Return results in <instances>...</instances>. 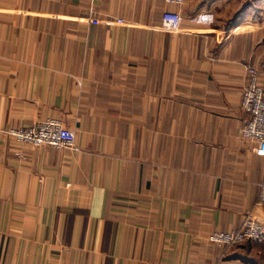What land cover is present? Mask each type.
Returning a JSON list of instances; mask_svg holds the SVG:
<instances>
[{"label":"crops","instance_id":"0c3cea01","mask_svg":"<svg viewBox=\"0 0 264 264\" xmlns=\"http://www.w3.org/2000/svg\"><path fill=\"white\" fill-rule=\"evenodd\" d=\"M240 3L0 0V130L54 118L78 147L0 132V264H264L208 240L264 224L240 106L264 22Z\"/></svg>","mask_w":264,"mask_h":264},{"label":"built area","instance_id":"2783aa9c","mask_svg":"<svg viewBox=\"0 0 264 264\" xmlns=\"http://www.w3.org/2000/svg\"><path fill=\"white\" fill-rule=\"evenodd\" d=\"M165 1L179 5L185 0ZM162 24L168 30H177L181 24V17L175 12H165ZM247 71L248 83L242 92L240 106L248 118L242 126L241 136L258 144L264 156V87L259 82L254 68L248 67ZM0 132L22 145L78 149L75 132L54 118L37 121L27 127L2 129ZM257 203L264 208V176L259 184ZM208 240L223 252L246 243L264 246V224L248 214L237 229L213 232L208 236Z\"/></svg>","mask_w":264,"mask_h":264},{"label":"rangeland","instance_id":"374dc122","mask_svg":"<svg viewBox=\"0 0 264 264\" xmlns=\"http://www.w3.org/2000/svg\"><path fill=\"white\" fill-rule=\"evenodd\" d=\"M249 4L250 7L247 8V12L254 14L252 19L255 21L264 22V0H241L240 7L244 8V5ZM257 19V20H256Z\"/></svg>","mask_w":264,"mask_h":264}]
</instances>
